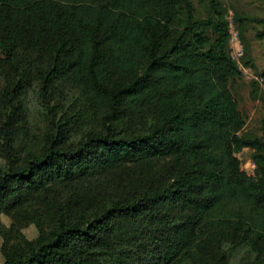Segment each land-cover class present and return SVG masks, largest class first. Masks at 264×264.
I'll use <instances>...</instances> for the list:
<instances>
[{"label": "trees", "instance_id": "16d2710c", "mask_svg": "<svg viewBox=\"0 0 264 264\" xmlns=\"http://www.w3.org/2000/svg\"><path fill=\"white\" fill-rule=\"evenodd\" d=\"M181 9L185 21L173 31ZM228 40L223 17L194 20L188 0H0V54L20 78L17 63L34 56L45 61L37 68L43 88L68 78L108 104V119L125 112L131 122L148 120L143 133L109 125L74 147L61 146L68 129L59 128L22 167L5 135L0 214L46 190L67 197L53 202L50 236L6 252L3 264H211L210 245L231 233L250 240L264 264V133L240 135L244 119L228 85L241 72ZM261 79L264 86V71ZM18 90H6L11 108ZM244 148L256 152L253 175L236 157ZM161 161L170 164L167 181H124L118 197L106 200L96 183L79 187L120 166Z\"/></svg>", "mask_w": 264, "mask_h": 264}, {"label": "rangeland", "instance_id": "374dc122", "mask_svg": "<svg viewBox=\"0 0 264 264\" xmlns=\"http://www.w3.org/2000/svg\"><path fill=\"white\" fill-rule=\"evenodd\" d=\"M188 1L194 20L213 18L217 21L222 16L226 22L229 32L226 51L241 72V75L231 79L228 85L244 119L240 135L252 139L262 138L264 86L261 74L264 71V40L258 39L257 34L264 30V0ZM185 15L186 11L181 9L173 31L182 28ZM204 36L210 43L216 37L211 30H205ZM27 64L26 66L24 60L17 63V67H25V76L20 78L0 54V177L8 167L5 135L11 141L14 165L22 167L31 158L43 154L59 128L68 129L62 147H74L88 134L105 133L109 125L115 126L116 131L122 135L140 134L146 130L147 119L140 118L131 122L125 112L120 119H108V104L93 102L90 94L68 78H57L50 82L47 89L43 88L37 68L44 66L45 61L39 62L32 56ZM117 80L121 81L119 77H113L112 82ZM16 86H19V90L18 94L13 96L11 108L6 98V90ZM255 155L254 150L247 148L236 153L241 169L248 175H253L256 168ZM169 168L167 161H161L157 165H124L112 170L101 182L91 181L79 187L88 191V188L96 183L103 192L107 191L108 200L110 196L120 195L124 181L135 182L143 176L167 181ZM45 192L44 197H40L36 203L27 201L15 212L0 214V264L5 262L6 252L13 253L35 246L50 236L54 218L53 202L57 203L60 199L65 201L67 193L62 189L53 192L54 195L49 190ZM248 242L250 243V240L242 241L241 234L234 237L231 233L226 240L210 245L211 264H258L257 253ZM178 264L191 263L183 261Z\"/></svg>", "mask_w": 264, "mask_h": 264}]
</instances>
